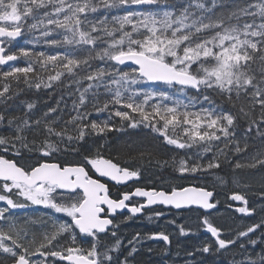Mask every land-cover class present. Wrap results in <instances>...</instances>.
<instances>
[{
	"label": "snow or ice",
	"instance_id": "snow-or-ice-1",
	"mask_svg": "<svg viewBox=\"0 0 264 264\" xmlns=\"http://www.w3.org/2000/svg\"><path fill=\"white\" fill-rule=\"evenodd\" d=\"M0 66V264H136L146 240H172L163 231L126 240L120 217L151 209L159 218L156 205L200 212L196 231L210 239L187 252L197 264L232 248L241 253L233 264H264V181L254 203L248 182L223 177L222 189L235 185L223 202L199 185L114 194L141 172L106 157L103 144L87 147L143 127L165 146H195L157 162L174 179L199 180L222 168L221 157L233 172L264 174V150H249L256 137L264 146V0H0ZM21 85L73 89L71 110L58 101L37 115L27 102L13 115ZM201 98L208 106L193 111ZM31 206L46 210L39 234L35 221L17 219ZM217 213L261 218L233 230Z\"/></svg>",
	"mask_w": 264,
	"mask_h": 264
},
{
	"label": "trees",
	"instance_id": "trees-1",
	"mask_svg": "<svg viewBox=\"0 0 264 264\" xmlns=\"http://www.w3.org/2000/svg\"><path fill=\"white\" fill-rule=\"evenodd\" d=\"M244 2L245 0H240V3ZM22 42L23 41H21V43ZM35 50L50 51L47 46L43 45L36 46ZM15 63L18 66L24 65L23 60L17 61ZM20 88L23 91L12 102L13 107L11 114L13 115H22V106L27 102H33L36 104L37 107L35 112L37 115H40L46 111L49 106L55 107L58 101L60 102L61 109H64L65 105H67V110H71L72 101L75 99V96L69 95L73 89L67 88L65 86H57L55 89H42L40 91H36L35 89L29 90L25 85H21ZM190 95H194V93H190ZM61 97H63V100H61ZM202 106L207 107L208 105L207 102H204L201 98L200 102L196 103L192 110L196 111ZM224 106L230 107V105L227 104ZM101 144L104 145V155L106 157H111L114 160L119 161L122 166L139 170L145 175L154 178L155 184L159 186L161 182L167 177L173 178V168L170 166H160L157 163L158 161L168 160L169 164H171L173 157L182 158L185 153H192L191 150L196 151V148H194L195 146L193 149L183 150L175 149L174 146H165L163 138L159 137L158 133L152 132L148 128L143 127L138 129H127L123 132L109 133L106 138L102 140H90L87 147H92L94 149L99 147ZM249 150L250 154H254L257 150H264V146H262L258 137L254 138L253 142L250 143ZM66 159L69 162H75L79 158L68 156ZM221 161L222 168L220 170L213 169L208 173H198L197 175L201 177L199 180H178L177 185H199L214 190V187H212L207 181V176L210 173H214L226 179H242L246 182H251L254 191L248 194L249 197L256 199L259 189L261 188V183L264 181H261V179L264 178V174H253L249 170L233 172L229 167L228 162L224 161L223 157H221ZM233 250L234 252H232ZM259 250V248L256 249L257 252H259ZM227 255L228 256L225 259H222L219 264H233L234 259L236 261L241 259L239 248H232L229 253H227Z\"/></svg>",
	"mask_w": 264,
	"mask_h": 264
},
{
	"label": "flooded vegetation",
	"instance_id": "flooded-vegetation-1",
	"mask_svg": "<svg viewBox=\"0 0 264 264\" xmlns=\"http://www.w3.org/2000/svg\"><path fill=\"white\" fill-rule=\"evenodd\" d=\"M135 187H144L147 189L156 188L157 190H170V187L164 188L162 186L156 185L154 178L149 177L141 172V179L139 181L131 182L127 187L117 185L112 188V191L115 194L117 191H130ZM217 199L220 200V197H217ZM135 200H139V198H135ZM153 208L164 212V215L157 218L152 215L151 209H146L144 213L137 214L135 217L127 220L126 222H124L123 217H120V232L122 236L126 238V240L132 239V237L137 232L145 235L158 231H163L166 234H169L170 239L172 240V244L170 246H166L163 241L146 240L144 246L140 249L139 253L136 256V264H197V261L201 258L197 257L196 260H193L191 257L187 256V252L190 251L193 247L209 240L210 235L206 234L201 229L195 232V235H189L186 237L179 236L177 225L183 224L184 221H187L190 218L193 219L195 223H198L200 212L197 210H182L178 212L175 209L170 210L161 205L153 206ZM45 211L46 210L42 207L37 206L28 207L24 210H21L20 212H15L17 213V219L21 221H35V225L39 229L37 234H39L40 231H43V229L40 228V222L41 220H46V217L44 215ZM218 214L219 213L215 214V216ZM127 215L129 214L127 213V210H125L124 216ZM149 216H152V218L149 219ZM173 219L176 220L175 225L170 223V221H172ZM149 248L151 249V251L148 250ZM228 252L229 251L213 257H204V259L206 260L207 264H219L222 259H225L228 256Z\"/></svg>",
	"mask_w": 264,
	"mask_h": 264
},
{
	"label": "rangeland",
	"instance_id": "rangeland-1",
	"mask_svg": "<svg viewBox=\"0 0 264 264\" xmlns=\"http://www.w3.org/2000/svg\"><path fill=\"white\" fill-rule=\"evenodd\" d=\"M37 35H38V33H37ZM22 43H23V42H22ZM181 99H183L185 103H188L187 99H185L184 97H181ZM169 103H171V102L169 101ZM194 148H195V147H194ZM191 152H192V153H189V155H193L196 151L191 150ZM147 176H148V175H147ZM218 177H221V176H219V175H217V174H214V173H210V174L207 176V181L209 182V184H210L212 187H214V190H215V191H221V192H222V194H221L219 197H220L221 202H223V200H224L223 192H224V191H227L228 189H232V188H234L235 185H233V184H229L228 187H227L226 189H222L221 186H220L219 183H218V179H217ZM168 178H170V179H168ZM225 179H226V178H225ZM178 180H179V179H174V178H172V177H167L166 179H164V180L161 182L160 186H162V187H164V188H167V187H170V186H177V184H178V183H177ZM233 180H237V179H233ZM262 180H264V178L261 179V181H262ZM168 181H169V182H168ZM248 183L251 185L252 191H254V188L252 187V183H251V182H248ZM190 186H191V185H190ZM208 189H209V188H208ZM252 191H250L249 193H251ZM250 198H251V197H250ZM254 201H255V199L252 197V198L250 199V203H254ZM254 206L259 207V205H256V204H254ZM31 207H37V206H31ZM24 209H26V208H24ZM24 209H17V210H15V211H19V212H20L21 210H24ZM228 215H229V214H227V213H219L218 215H216V216L214 217V220H215V222H216L218 225H222V226H225V225H231L232 229L235 230V229H237V228H243L244 226H246V225H248V224H250V223L256 222L257 220H259V219L261 218L260 216H256L254 219H250V218H247V217H241L239 214H236V216L239 217V218H235V221H234V223H233V220H232V219H228V220H226V219L223 218V217L228 216ZM183 224H184L186 227H191L195 232H197V231H196L197 223H195L193 219L190 218L189 220L184 221ZM232 252H234V250H233ZM232 252H231V253H232ZM228 253H229V252H228Z\"/></svg>",
	"mask_w": 264,
	"mask_h": 264
},
{
	"label": "water",
	"instance_id": "water-1",
	"mask_svg": "<svg viewBox=\"0 0 264 264\" xmlns=\"http://www.w3.org/2000/svg\"><path fill=\"white\" fill-rule=\"evenodd\" d=\"M10 63H12V62H10ZM1 67H3V66H1ZM109 183H111V184H112L113 182H109ZM129 183H131V182H129ZM118 186H119V185H118ZM194 207H195V206H194ZM205 233H206V232H205ZM206 234H208V233H206ZM208 235H210V234H208Z\"/></svg>",
	"mask_w": 264,
	"mask_h": 264
}]
</instances>
